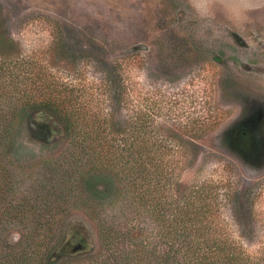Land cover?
Listing matches in <instances>:
<instances>
[{
	"label": "rangeland",
	"instance_id": "obj_1",
	"mask_svg": "<svg viewBox=\"0 0 264 264\" xmlns=\"http://www.w3.org/2000/svg\"><path fill=\"white\" fill-rule=\"evenodd\" d=\"M0 25L23 56L85 97L93 94L101 117L117 115L105 123L132 124L144 115L165 154L162 167H143L152 181L151 201L167 200L174 209L199 186H214L234 236L251 233L234 219L232 205L242 203L236 213L250 211L258 221L245 244L264 247V157L249 162L226 140L254 103L264 105V0H0ZM113 66L131 90L130 107L119 113L101 87ZM16 138L28 148L11 167L21 198L54 177L51 161L66 154L69 141L56 133L41 136L30 125ZM115 169L116 176H102L109 194L103 209L126 225L122 207L132 203L138 167ZM74 180L64 193L81 191ZM74 204L62 211L52 246L57 253L98 250L99 224ZM135 205L125 211L132 225L156 233L153 214ZM15 229L8 234L14 242L23 233Z\"/></svg>",
	"mask_w": 264,
	"mask_h": 264
},
{
	"label": "trees",
	"instance_id": "obj_2",
	"mask_svg": "<svg viewBox=\"0 0 264 264\" xmlns=\"http://www.w3.org/2000/svg\"><path fill=\"white\" fill-rule=\"evenodd\" d=\"M106 72L101 87L110 107L119 113L130 107L131 90L117 67ZM83 92L19 53L0 25V264H264V247L252 250L245 244L255 236L258 221L254 214L239 215L236 212L244 205H232L236 225L251 232L235 237L214 186H199L174 209L167 200L151 201L148 187L152 181L144 176L143 167H162L165 154L152 139L154 132L146 118L138 114L126 126L115 118L105 123L106 117L117 115L101 117L95 96L85 97ZM29 125L41 136L60 134L69 141V148L51 161L56 164L52 167L56 176L35 189V195L18 198L20 188L11 167L28 152L16 137L19 129ZM115 167H138L139 182L130 191L132 203L122 207L126 225L109 218L103 209L109 194L102 186V176H116ZM74 175L82 184L76 190L79 186L81 191L64 193ZM71 202L99 224L98 250L57 253L52 246L62 211ZM134 203H139L136 209L146 206L153 214L157 230L153 235L147 234L149 227L132 225V216L125 215L135 209ZM249 205L251 210L254 204ZM17 226L23 233L14 242L8 234Z\"/></svg>",
	"mask_w": 264,
	"mask_h": 264
},
{
	"label": "flooded vegetation",
	"instance_id": "obj_3",
	"mask_svg": "<svg viewBox=\"0 0 264 264\" xmlns=\"http://www.w3.org/2000/svg\"><path fill=\"white\" fill-rule=\"evenodd\" d=\"M254 104L252 114L244 117L242 125L232 130L226 140L247 161L258 163L264 157V105Z\"/></svg>",
	"mask_w": 264,
	"mask_h": 264
},
{
	"label": "water",
	"instance_id": "obj_4",
	"mask_svg": "<svg viewBox=\"0 0 264 264\" xmlns=\"http://www.w3.org/2000/svg\"><path fill=\"white\" fill-rule=\"evenodd\" d=\"M65 250H66V249H65ZM75 251H76V250H75ZM75 251H74V252H75Z\"/></svg>",
	"mask_w": 264,
	"mask_h": 264
}]
</instances>
